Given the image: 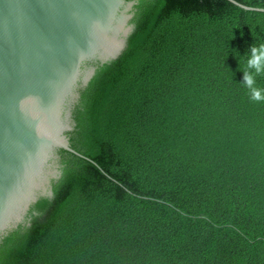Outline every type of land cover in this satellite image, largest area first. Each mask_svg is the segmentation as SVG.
<instances>
[{
	"label": "trees",
	"instance_id": "1",
	"mask_svg": "<svg viewBox=\"0 0 264 264\" xmlns=\"http://www.w3.org/2000/svg\"><path fill=\"white\" fill-rule=\"evenodd\" d=\"M134 1L123 51L79 90L82 156L58 151L53 196L1 239L0 264H264V104L241 84L264 12Z\"/></svg>",
	"mask_w": 264,
	"mask_h": 264
},
{
	"label": "water",
	"instance_id": "2",
	"mask_svg": "<svg viewBox=\"0 0 264 264\" xmlns=\"http://www.w3.org/2000/svg\"><path fill=\"white\" fill-rule=\"evenodd\" d=\"M230 3L249 11L235 0ZM135 1L0 0V242L41 197H52L72 111L96 72L116 59Z\"/></svg>",
	"mask_w": 264,
	"mask_h": 264
},
{
	"label": "clouds",
	"instance_id": "3",
	"mask_svg": "<svg viewBox=\"0 0 264 264\" xmlns=\"http://www.w3.org/2000/svg\"><path fill=\"white\" fill-rule=\"evenodd\" d=\"M245 55L241 84L248 90V98L251 102L264 104V88L259 87L257 82L258 77L264 76V42L253 44Z\"/></svg>",
	"mask_w": 264,
	"mask_h": 264
}]
</instances>
